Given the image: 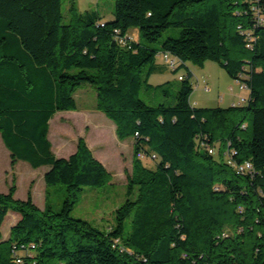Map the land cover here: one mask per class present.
Here are the masks:
<instances>
[{
    "label": "trees",
    "instance_id": "trees-1",
    "mask_svg": "<svg viewBox=\"0 0 264 264\" xmlns=\"http://www.w3.org/2000/svg\"><path fill=\"white\" fill-rule=\"evenodd\" d=\"M114 1V20L104 21L70 0L65 23L62 0H0L1 138L12 167H49L46 200L51 187L66 188L58 212L39 209L32 193L16 199L15 179L0 193V264H15V249L23 264H264V0ZM173 28L179 38L150 46ZM208 62L249 91L245 105L194 107L191 71L179 77L174 105L138 99L154 74ZM84 86L118 140L134 139L127 181L137 196L108 232L71 214L84 190L109 184L111 173L84 138L69 158H58L49 139L56 114L78 111ZM230 159L251 163L252 173H237ZM10 212L21 219L2 241Z\"/></svg>",
    "mask_w": 264,
    "mask_h": 264
},
{
    "label": "rangeland",
    "instance_id": "rangeland-1",
    "mask_svg": "<svg viewBox=\"0 0 264 264\" xmlns=\"http://www.w3.org/2000/svg\"><path fill=\"white\" fill-rule=\"evenodd\" d=\"M75 1L80 13L98 10L104 21L114 20V0ZM69 8L70 0H62V12L65 16V23H68L69 20ZM179 37L180 29H169L163 33L157 43L150 46L160 49L162 43L167 39ZM157 62L164 65L165 55L159 54ZM186 67L177 74H174L170 68L154 74L150 81L152 86L148 88L144 87L139 92L138 99L149 106H158L165 99L167 100V105H174L177 92L181 86L179 77L185 76L188 71H191L194 75L191 80L194 91L190 102L194 107L229 108L246 104L249 98V91L242 90L241 85L232 79L217 63L208 62L205 70L191 63H187ZM163 84V88L158 87ZM164 91L169 92V95L166 96ZM76 101L78 111L58 113L51 121L49 139L52 142L53 151L56 153L60 145H64L66 154L63 153L61 156L66 158L68 156L67 154H69L70 146L74 144V139L79 134H82L85 126H91V133L89 135L91 146L97 158L106 163L107 169L112 175V180L109 184L102 187L86 188L71 216L74 219L87 221L101 231L108 232L117 224L118 208L129 199L135 200L137 196L136 191L130 194L127 181V175L132 174V148L134 139L127 138L124 141L118 140L120 143L118 146L114 141L113 134L109 132L102 133L98 130L99 127L97 124L100 123L98 117L105 118L109 123L114 124V122L108 119L102 112L96 110V92L92 87L84 86L80 88L76 93ZM83 113L89 117V123L87 125L85 124ZM120 153L125 154L126 158L121 159ZM143 163L146 167L153 170L156 167L155 162L149 159H145ZM1 166L2 163H0V168ZM43 169L48 171L49 167H44ZM24 175H22L23 179L28 184V178ZM26 191L21 188L20 193L26 194ZM37 197L39 198L38 202L41 208H44V205L46 206L48 203L49 206L58 212L61 211L66 198V188L64 186L51 187L47 200L46 193L44 194V190L40 189V195ZM11 226V219L8 217L2 228L4 236H10Z\"/></svg>",
    "mask_w": 264,
    "mask_h": 264
},
{
    "label": "crops",
    "instance_id": "crops-1",
    "mask_svg": "<svg viewBox=\"0 0 264 264\" xmlns=\"http://www.w3.org/2000/svg\"><path fill=\"white\" fill-rule=\"evenodd\" d=\"M129 37L133 41L138 42L139 41V33H138V31L137 30L130 31L129 32ZM205 68H206V65L202 69L205 70ZM151 78H150V81H151ZM63 113H65V112H63ZM83 115H84L85 124L87 125V123H89V117H87L88 116L87 114L83 113ZM98 118H99L98 121L100 122L99 124H97V126L99 127L98 130L100 132H102V133L109 132L110 134H113L114 135V141L119 146L120 143L118 142V138H117V135H116V125H115V123L114 124L113 123H109L103 117H98ZM50 129H51V123H50ZM90 133H91V126H89V125L85 126L84 127V131L82 132V134H79L74 139V144L70 146V151H69V154H67L68 156L66 158H69L72 154H74L76 152V150H77V141H78L79 138H84L86 140L88 146L90 147V149L92 150L93 154L97 158V155L94 152V150H93V148L91 146V141L89 139ZM133 145H134V143H133ZM60 148H61V150H60ZM60 148H59L57 153L54 152V151L53 152L55 153V155L58 158H63L61 155H63V153L66 154V152H65L66 148L64 147L63 144L60 145ZM132 153H133V148H132ZM120 155H121V159H125L126 158L125 154L120 153ZM97 159L107 169L106 163L103 160L99 159V158H97ZM0 163H2V166L0 168V193L7 194L9 192V190H10V187L13 184L14 179H15L16 187H17V192L15 194V198L18 199V200H27V198L29 196V193H32V197H33L34 203L38 206L39 209L45 210L46 206L44 205V208H41V206H40V204L38 202L39 198L37 196L40 195V189L44 190V194L47 191L44 177H45V174L48 171H45L43 169L44 167L39 168V169H33L29 164H27L26 162H23V161H18L15 164V166L12 167L11 152L5 146V144H4V142H3L2 138H1V135H0ZM42 169H43V171H41V173H39L40 170H42ZM36 174H38V175H36ZM22 175L27 176L28 184L25 183V179H23ZM25 187H27V189H25ZM21 188H23L24 191L27 190L26 194L20 193ZM8 217L11 219V225H12L11 229L21 219V216L18 213H15V212H10L7 215L6 219ZM2 228H3V226H2ZM2 228H1L2 241H6V240L9 239V235L4 236L3 233H2Z\"/></svg>",
    "mask_w": 264,
    "mask_h": 264
},
{
    "label": "built area",
    "instance_id": "built-area-1",
    "mask_svg": "<svg viewBox=\"0 0 264 264\" xmlns=\"http://www.w3.org/2000/svg\"><path fill=\"white\" fill-rule=\"evenodd\" d=\"M182 80V79H181ZM243 90V88H241ZM215 149H210V153L211 154H214L215 153ZM228 164L239 174H251L252 171H253V167H252V164L247 162V163H244V164H237L235 163L234 161H232L231 159L228 161ZM36 249V245L34 244H31L29 249H28V252H29V255H31L32 251H34ZM14 263L15 264H23V260L22 258L20 257L19 253L16 251H14Z\"/></svg>",
    "mask_w": 264,
    "mask_h": 264
}]
</instances>
